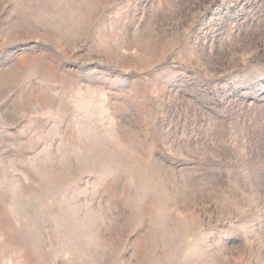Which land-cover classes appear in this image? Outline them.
Returning a JSON list of instances; mask_svg holds the SVG:
<instances>
[{
  "label": "rangeland",
  "instance_id": "374dc122",
  "mask_svg": "<svg viewBox=\"0 0 264 264\" xmlns=\"http://www.w3.org/2000/svg\"><path fill=\"white\" fill-rule=\"evenodd\" d=\"M0 264H264V0H0Z\"/></svg>",
  "mask_w": 264,
  "mask_h": 264
}]
</instances>
